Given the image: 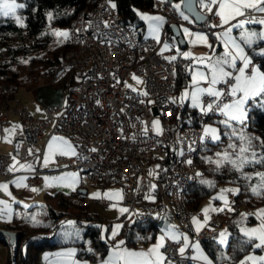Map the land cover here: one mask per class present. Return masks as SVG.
Masks as SVG:
<instances>
[{
	"label": "built area",
	"instance_id": "2783aa9c",
	"mask_svg": "<svg viewBox=\"0 0 264 264\" xmlns=\"http://www.w3.org/2000/svg\"><path fill=\"white\" fill-rule=\"evenodd\" d=\"M173 5L168 0H154V8L166 16L159 41L141 38L133 26L122 23L110 0H99L92 7L69 9L74 17L66 28L69 33L67 50L59 54L47 75H39L37 79L44 84L57 85L70 72L82 73L83 77L71 89L66 106L46 107L43 118H36L22 102L19 88L0 89V138L6 136V125L11 117H18L22 122V128L15 131L11 153H0V182L16 175L9 171L13 157L22 162L43 156L44 148L40 143L46 130L51 128V136L67 135L77 149L75 156H57V163L87 175L95 186L119 185L124 204L140 224L153 225L168 214L177 230L190 236L189 245L195 242L205 245L217 240L228 218L214 214L197 232L188 196L200 181L198 160L212 142L201 140L204 126L222 114L203 115L200 110L185 112L186 106L179 102L175 91L176 62L165 57L162 47L165 43L176 47V39L168 31L172 24L192 32L215 31L220 24V18L214 14L218 6L213 5V11L209 12L198 2L205 19L196 22L187 14L182 16ZM4 35L7 34H1L0 39ZM2 49L5 48L0 44ZM12 67L13 62H10L0 70L6 73ZM134 75L142 81L141 91L127 85ZM222 87L225 86L218 85ZM144 92L147 95H143ZM174 98L176 103L172 102ZM203 99L205 103L208 100L207 97ZM157 120L160 134L152 124ZM37 147L39 151L29 153L30 148ZM188 160L192 163H187ZM150 171L153 175H149ZM25 174L26 184L35 186L44 171L37 167ZM146 195L154 199H145ZM230 199L233 201L234 196ZM90 201L78 203L85 206ZM93 201L102 206L108 204L103 198ZM10 232L21 233L0 222V240L15 257L18 241L13 240ZM156 233L164 234L161 228H157ZM182 246L183 241L166 237L163 247L166 261L195 264L192 247L181 254ZM246 264L252 263L246 261Z\"/></svg>",
	"mask_w": 264,
	"mask_h": 264
},
{
	"label": "crops",
	"instance_id": "0c3cea01",
	"mask_svg": "<svg viewBox=\"0 0 264 264\" xmlns=\"http://www.w3.org/2000/svg\"><path fill=\"white\" fill-rule=\"evenodd\" d=\"M206 1L208 2V0H205V2ZM198 2L200 3V0ZM175 4H180V7H181L182 2L178 1V2H175L174 5ZM141 14H146L147 16H159V17H162V20L161 21H150V20L142 18ZM138 15H139V18L144 23V26L139 30L141 32L140 37L156 39V36L158 35L160 39L162 36V29L166 22V16L157 9L150 10V11H141V12L138 11ZM251 15L257 18L264 17V13H259V12H253L251 13ZM231 23H235V21H232ZM155 24H159L158 32L153 31V26ZM229 26L230 25L220 26L219 24L218 28L215 31L210 32V33L192 32L189 30L190 33H202L204 35H207L208 44L212 45L211 48H209L207 45L203 43H200L199 41H196L195 43H193V41L196 40V37L186 35L184 33L185 28L181 27L182 35L184 37V42L186 46L181 47L176 40V47L173 48L168 44L169 48L167 50L162 51V53L165 55L166 58L175 56L176 59L177 58L185 59L187 62V68L190 73V79H189L188 85L180 93L177 94L178 98L185 91V89H188L189 91H191L190 86L192 83V72H193V69L197 66L193 58L202 57V56L218 57L224 54L225 48L223 44V39L217 38L215 34L223 33L224 30ZM244 28L259 32L261 29H264V25L246 24ZM241 31H243V29L235 28L233 29L231 35L239 41ZM172 36L176 39L173 33H172ZM260 48H264V41H258L256 44L252 46V48L245 46V51L248 53V55H250L253 58V62L256 61L254 59V56H257L253 52V49H257L258 51ZM185 52L190 53L191 55L185 58L183 56V53ZM237 64L239 65L240 62L237 61ZM261 70L263 69L261 68ZM69 81L70 80L67 79L63 82H60L57 85H48L42 82L40 83L35 82V83H31L28 86H23L19 88L22 102L25 105L29 106L32 114L36 118H43L45 117L46 107L53 106V107L63 108L66 106L69 100L70 93H68L64 87L67 85V82ZM71 84L74 86L77 83H71ZM202 86L207 87L208 85L206 82H202ZM184 104L189 109H193L195 111L199 110L197 108L191 107V103L188 100L184 101ZM217 121H219V118L214 120V122H217ZM21 128H22V122L18 117L13 116L8 120L7 125H6V136L3 138H0V153H6V154L11 153L12 140H13L15 131ZM50 131H51V128H48L46 130L45 136L40 143V146L44 148V153L42 157H35V158L30 159L29 161H22V162H19L17 160H15V162L13 160L11 161L10 166L16 169L15 171H12V172L16 175L10 179L0 182V184L7 185V191H5L4 189H0V201L6 202V204L8 205V212H10L11 215H10V218L8 215H4L2 218H0V222L4 223L9 228V224H12L14 223V221H17L20 224H24L26 228H28L29 230H32L44 223L43 217L46 214L44 205L47 202V196H53L57 193H63V194L69 195L75 191L80 190V192L84 194L83 201L91 200L85 206L89 208L90 212L97 214L98 216L104 219L105 221L104 228H103L104 234H105V231L107 230L105 229V227L109 226L108 245H106V247L103 249L100 248L99 250H96L94 249L93 244L89 240H86V243L83 249L87 251L88 253H91L95 258L92 259L89 257H81L80 253L82 252V249H80L79 246L76 245L74 242L83 240V229L80 228L76 223H75L76 227H67L64 229H61V227H58L53 235V238H55L56 241H61L62 244L55 249L44 250L40 252L37 257L36 264H103L104 261H107L110 258H113V264H124L123 260L117 261L114 259L115 253L119 252L121 254H124V250L130 251V252L147 253L149 249H151L155 244L158 243L159 237L161 236L156 233V229L151 228V227L144 226L140 228V231L137 232L136 237H135V239L137 240L135 244H132V245H128L125 243H123L122 245L119 244V241H122L121 233H122V228H123L124 223L126 222L133 223L135 219V217L132 216L130 209L124 204L123 191L119 185H109V186L116 187L109 194H113L116 191H119L123 198L122 199L113 198L112 200H109L108 198L104 196L96 198V199L103 198L108 201V204L106 206H102L100 203L93 201L94 199H88V190L85 187H83V176L85 174H82L78 170H75V169L66 168L64 165L57 163L56 158L57 156H60L59 153H56L51 156L49 164L45 165L43 163L44 156L49 153V148H48L49 143H54L52 141V137L63 138L64 140L68 141L70 145L72 146L73 150L77 152V149L70 137H68L67 135L51 136ZM39 150H40V147H37L34 149L30 148L29 153L33 154ZM68 155H71V154H68ZM21 164L31 165L32 166L31 170H29L28 168H20ZM37 167H40L44 171V174L42 175V178L37 185L28 186L26 184L27 176L25 173L34 171ZM70 173L76 174L74 184H73V178L71 176L66 175ZM21 177H26V179L23 180V184H26L27 187H23V186L18 187L17 184L15 183V181H18ZM46 177L48 178L47 180L45 179ZM70 184L72 186H69ZM33 188L38 189V191H32ZM234 197L235 199L233 201H231L230 199V205L232 206V208H230L231 210L230 209H227L226 211L210 210L209 212L204 213L202 211H199V208H200L201 203H203L204 199L206 198L205 197L201 201H199L198 204L192 205V208H193L192 215L193 217H196L197 220L204 226L209 222V220L212 218L214 214L225 215L230 220V223L237 226L238 235L241 238L247 239L244 236V234L240 231V224L242 226H245V228H258L260 226V224L262 223V218L259 215V211L261 209H264V199L262 198L257 203L253 201L249 203V202H245L247 199H245L243 196H240V197L234 196ZM240 200H245L243 204L245 205L244 206L245 214L247 215H243L242 218L235 220L236 216H238V214L241 213L240 209L242 207V202ZM83 201H79V202H83ZM91 204H96L98 207H100L102 213L100 214L95 209H92L90 207ZM258 204H259L260 210L257 209L258 211L254 213L255 211L254 209ZM51 205L56 207L57 202L52 201ZM0 208H4V205L0 204ZM120 208H127L129 211L121 214ZM205 215L208 216V220L206 223H205ZM230 216H231V219H230ZM33 217L35 218V220H33ZM37 221L39 223H37ZM116 224H120L122 225V227L118 230L117 235L113 237L112 228ZM169 225L176 226L175 222L171 219V217L168 214L165 217L159 218L156 222V226L161 228L163 232L167 231ZM194 225H195V228H197V225L196 224ZM224 225L227 227L230 233L229 245L228 244L220 245L217 242V240L213 242V244L210 247L202 243H199V242L193 243V244H196V243L199 244L200 251L203 252V254L207 256L210 261H212V264H240V262L244 260L246 256L264 255V248L257 249L253 246H250L249 250L246 253H243L240 255V257L232 260L231 253H230V245L234 244L231 242L232 233L229 228V225L228 224H224ZM11 229L20 230L18 228H11ZM71 231H72V234H75L76 232H78V234L76 233V237L69 236V235H72ZM175 231L180 233L177 230V227ZM183 236L188 237V243L190 244V241H191L190 236L187 234H182L179 240L183 241ZM183 246H184V241H183ZM23 249L25 252V247ZM72 249H74L75 251L71 256H69L68 252L69 250H72ZM192 249L194 251V254H193V258H194L197 256V251L195 248H192ZM159 251L164 255L163 248L159 249ZM11 258H12V252L10 248L2 240H0V264H9ZM149 259H155V257L150 256ZM194 260H195V264H205V262L202 260H199V259H194ZM163 264H169V263L165 259L163 261Z\"/></svg>",
	"mask_w": 264,
	"mask_h": 264
},
{
	"label": "snow or ice",
	"instance_id": "6c2138e0",
	"mask_svg": "<svg viewBox=\"0 0 264 264\" xmlns=\"http://www.w3.org/2000/svg\"><path fill=\"white\" fill-rule=\"evenodd\" d=\"M183 3V0H181ZM200 4L206 7L209 12L213 11V5L218 6V10L215 11V15L220 18V26L230 25L227 27L223 33H216L217 38L223 39V44L225 52L222 56L211 57L202 56L193 58L195 64L197 65L192 72V83L191 91L185 89V91L178 98L181 104L188 100L191 103V107L197 108L203 115H208L209 113L222 114L225 119L219 121V123L224 125V135H227L230 139L228 149L222 152H217L215 154L216 159L213 160L212 157H206L209 163L215 164V171H220L223 168H228L229 170H234L240 173V175L245 180H250L251 176L244 171L246 167L251 166H264V138L256 136L254 134L248 133L245 129L249 126L250 113H249V101L253 103L256 102L257 98H264V70L261 67L254 64L253 58L248 55L245 51V46L252 48L254 44L258 41H264V29L259 32L245 29L246 24H259L264 25V17L257 18L252 16L251 13L259 12L264 13V0H200ZM24 7L23 4H17L15 0H0V14L8 16L10 14H15L17 8ZM115 7V5H113ZM173 7L177 10L180 9V4H175ZM142 18L150 21H161L162 17L159 16H147L146 14H141ZM183 16V13H181ZM51 16V13H49ZM187 20L188 17L184 16ZM200 19H203L200 17ZM17 21L20 22V18L17 17ZM235 21V23H231ZM216 27V25H213ZM240 28L243 29L240 33V40L238 41L235 37L231 35L233 29ZM159 24L153 26V31L158 32ZM184 33L189 36H195L196 40L200 43L207 45L209 48L212 45L208 44V37L202 33H190L187 28L184 29ZM57 35H62L65 39L69 37L68 32H59ZM157 41H159V36H156ZM169 45L164 44L162 51L167 50ZM256 55L264 56V48L253 49ZM190 53H183L185 58L189 57ZM169 60H175L176 57H168ZM237 61L240 64H237ZM134 79L139 78L133 76ZM202 82L207 83V87L202 86ZM217 85H224L225 87L218 88ZM131 87V86H128ZM143 95H147L144 92ZM204 97L208 100L205 103ZM226 98L228 102H224ZM173 103L177 102V99L172 100ZM260 107L264 108V100L261 101ZM153 128L160 134L161 129H159V121H153ZM147 128L144 132L147 133ZM204 135L201 136V140L210 139L214 142L222 143L220 131L210 125H205L203 129ZM54 143H49V153L44 156L43 163L45 165L49 164L52 155L59 153L60 155L71 154L76 155L70 143L61 137H52ZM238 141V142H237ZM191 150V146H189ZM230 149V150H229ZM95 151V149H92ZM181 154L183 152L181 151ZM15 162V157H13ZM187 163L191 164L192 161L188 160ZM31 165L21 164L20 168H28L31 170ZM159 167V166H157ZM16 169L10 166L9 171H15ZM73 178V184L75 183L76 174L70 173L66 174ZM149 175H153L150 171ZM199 175V173L197 174ZM257 176L260 177V183L254 186H250L253 195L264 196V172H257ZM26 177H21L18 181H15L18 187H27L23 184V180ZM48 179L47 177L45 178ZM201 183L208 184L209 186H214L213 182L207 180H201ZM69 186H72L71 184ZM153 188L155 185L152 186ZM0 189L7 191L6 184H0ZM32 191H38V189L33 188ZM239 189H222L221 192H238ZM109 200L113 198L122 199L121 193L116 191L113 194H104ZM94 196H99V193L94 194ZM145 199H154L150 195H146ZM215 199L227 200L223 195L216 197ZM0 204L4 205V208H0V218L4 215H8L10 218V212H8V205L4 201H0ZM115 206V205H113ZM216 211H223V209H215ZM231 210V209H230ZM127 208H120L121 214L128 212ZM207 213L208 209H204ZM259 215L262 218V223L258 228H241L240 231L247 238L244 242L250 244L251 246L262 249L264 248V209L259 211ZM33 220L35 218L33 217ZM208 220V216L205 215V223ZM37 223H39L37 221ZM72 223V222H70ZM193 223L197 225L196 231L199 232L204 226L201 224L196 217H193ZM122 227L120 224H116L112 228V236L115 237L118 230ZM175 225H169L168 229L164 234L159 237L158 243L155 244L147 253L145 252H130L124 250V254L119 252L114 254V259L119 261L123 260L124 264H163L165 260L164 255L159 251V249L164 247V241L167 237L173 241H177L181 238L180 233L175 231ZM228 233L227 229L221 231L217 237V242L220 245L228 244ZM184 246L180 247L179 251L184 254L185 249L191 246L197 251V256L194 259H199L205 262V264H212V261L208 259L207 256L200 251L199 244L189 245L188 237L183 236ZM258 241V242H256ZM123 241H119V244H123ZM74 249L69 250L68 255L71 256L74 253ZM150 256H154L155 259H149ZM246 261H251L252 264H264V255L262 256H246L240 264H246ZM103 264H113V258L104 261ZM169 264L171 262L169 261Z\"/></svg>",
	"mask_w": 264,
	"mask_h": 264
},
{
	"label": "trees",
	"instance_id": "16d2710c",
	"mask_svg": "<svg viewBox=\"0 0 264 264\" xmlns=\"http://www.w3.org/2000/svg\"><path fill=\"white\" fill-rule=\"evenodd\" d=\"M99 0H36L35 2L28 4V18L26 20L25 30L30 36H37L41 34L43 29L50 23L48 19V14L52 13L51 24L58 26L60 28H67L73 17L74 13L69 12V9L73 6L82 7H92ZM113 5L117 8L122 23H127L133 26L138 31L144 26V23L137 15L138 11H150L154 10V0H110ZM170 2H178L181 0H168ZM35 9V10H34ZM141 27V28H140ZM140 28V29H139ZM170 35H172L171 27H168ZM23 28L18 25V23L12 18L0 17V35L1 34H15L22 37ZM141 32L138 35L140 37ZM67 48L62 45L55 48L56 58L61 54V52L66 51ZM254 59L259 62V66L264 70V56H254ZM176 70H175V91L176 94L180 93L189 83L190 73L187 68V62L185 59L177 58ZM5 72L0 70V74ZM83 77L82 73L70 72L63 81L69 79L71 83H78ZM62 81V82H63ZM195 110L186 107L185 112H194ZM250 120L248 131L258 133L264 138V110L259 107H253L249 110ZM226 136H223L222 143L214 144L211 142L204 151L207 149L210 151L220 150L221 145L225 144ZM202 152V153H203ZM199 172L200 175L203 173L214 175L217 179V183L229 182L227 174L229 171L226 168L220 171H215L213 166H207L205 158H199ZM264 168V166H262ZM200 182V181H199ZM197 183L195 187L190 191L188 196V203L192 208V205L198 204L203 198L209 196L215 189V186L209 187L204 183ZM239 184V183H238ZM241 193L237 196L240 197ZM235 199V197H234ZM264 199V196H263ZM84 200V194L80 190L75 191L71 194L57 193L53 196H47V202L44 205L46 214L43 217L44 223L32 230L26 228L24 224H20L17 221L9 224V228H18L21 230L20 238L18 242V250L15 257L10 259L9 264L15 260L14 264H36L37 257L40 252L44 250H52L59 247L62 242L56 241L53 235L58 227L66 220H74L75 223L83 229V240L74 242L76 245L82 249L80 253L81 257H89L94 259L95 257L83 249L86 240H89L94 249H103L108 245V234L109 226H106L105 234L103 232L104 219L90 212L87 206H82L78 202ZM52 201H56L57 205L54 207L51 205ZM245 201V200H244ZM245 202H249L247 199ZM250 203V202H249ZM135 217L134 214H132ZM231 219V216H230ZM157 222V221H156ZM229 228L232 233L231 242L234 243L230 245V253L232 260L240 257L241 254L246 253L250 244L245 243L246 239L241 238L237 232V226L228 222ZM144 225L140 224L137 218L134 219L133 223H124L122 228V241L125 244L132 245L137 242L135 239L136 234L140 231V228ZM157 229L156 223L149 225ZM115 240V239H113ZM117 241V240H116ZM213 243L205 244L210 247ZM25 247V252L24 248Z\"/></svg>",
	"mask_w": 264,
	"mask_h": 264
},
{
	"label": "rangeland",
	"instance_id": "374dc122",
	"mask_svg": "<svg viewBox=\"0 0 264 264\" xmlns=\"http://www.w3.org/2000/svg\"><path fill=\"white\" fill-rule=\"evenodd\" d=\"M36 0H15V2L19 4H23L24 7L17 8L15 14H10L8 16H4L0 14V17L4 18H12L14 19L18 25H20L23 28L22 37L15 34H7L2 36L0 39V44L2 48V51L0 50V68L5 67L10 62H13L12 70H6V73L0 77V89L6 90L8 88L18 89L23 86H28L31 83H40L43 80L37 79L39 75H47L50 69L55 65L57 58L55 55V48L60 47L64 45L66 48L68 46L67 39H65L62 35H57V31L59 32H67L66 28H58L55 25L51 24L52 21V13L51 16L48 14V19L50 23L43 29L41 34L33 37L28 34V32L25 30L26 27V20L28 18V4L35 2ZM182 6V5H181ZM35 10V9H34ZM180 13L184 12L182 11V7L178 10ZM141 12V11H139ZM138 15V10H137ZM17 17L20 18V22L17 21ZM55 28V29H53ZM141 28V27H140ZM139 28V29H140ZM138 32V28H137ZM10 45H13L12 47H9ZM2 53V54H1ZM19 59V60H18ZM4 65V66H1ZM45 80V79H44ZM140 82L137 81V79H134L133 77L129 80L127 83L128 86H131L129 88H133L137 91H141L142 81L139 79ZM68 93H70L71 89L73 88V85L69 82H67V85L64 87ZM264 100V98H257L256 102L253 103L252 101H249V110L253 107L259 106L261 101ZM264 110V108H262ZM225 119V117L222 115L221 118H219V121ZM219 121L214 122L211 121L209 123L210 126L217 128L220 131L221 139L223 140V136H226L225 138V144L221 145L220 150H214L204 151L200 158H205L206 165L207 166H213L215 168V164L209 163V161L206 159V157H212L213 160L216 159L215 154L217 152H222L225 149H228V145L231 142L229 137L227 135H224L225 129L224 125L219 123ZM158 127L160 128V122ZM246 132L254 134L256 136H260L258 133L248 131V129H245ZM263 138V137H262ZM238 142V141H237ZM212 143L217 144L219 142ZM230 150V149H229ZM224 169V168H223ZM229 172L230 176L228 179L229 182H220L217 183V179L214 175V172L211 174L203 173L200 175V182L201 180H207L213 182L215 189L214 191L207 196L203 203H201L199 211L204 212V209H208V212L210 210L216 211L215 209H223V211H226L227 209L232 208L230 205V196H238L241 193V196H243L245 199H248L249 202H259L263 198V196H257L253 195L251 192L250 186H254L260 183V177L256 175L257 172H264V168L262 166L256 165L251 167H246L244 171L248 173L251 176L250 180H245L239 172L234 170H229L226 168ZM239 183V184H238ZM209 186L208 184H206ZM83 187H85L88 190V199H96L98 197L104 196L105 193H111L115 186H104L99 187L93 185L89 180L88 176H83ZM213 187V186H209ZM222 189H239L238 192H221ZM99 193V196H94V194ZM223 195L224 198L227 200V204H225V200L222 199H215L216 197H219ZM107 198V197H106ZM242 202V207L240 209L241 213L236 216L235 220H238L239 218H242L245 214V208H244V200H240ZM92 209H95L98 213H102L101 208L98 207L96 204H91L90 206ZM31 208V206H30ZM260 210L259 204L255 207V211ZM193 210V208H191ZM205 213V212H204ZM72 222V223H70ZM61 229L67 228V227H76L74 220H66L64 223L60 225ZM245 228V226H242L240 224V229ZM227 229V227L224 225L221 228V231ZM228 231V229H227ZM78 234V232H76ZM76 233L69 235L71 237H76ZM229 233V231H228ZM228 245L230 243V239L228 237ZM227 245V244H226Z\"/></svg>",
	"mask_w": 264,
	"mask_h": 264
},
{
	"label": "water",
	"instance_id": "95a60500",
	"mask_svg": "<svg viewBox=\"0 0 264 264\" xmlns=\"http://www.w3.org/2000/svg\"><path fill=\"white\" fill-rule=\"evenodd\" d=\"M198 1L199 0H183L181 7H182V11L191 18H193L196 22H202L205 19V15L198 8ZM200 17H202L203 19H200ZM170 27L179 45L181 47H185L186 44L184 42V37L182 35L181 27L177 24H172ZM10 235L12 236L13 240L19 241L20 234L18 235L10 232Z\"/></svg>",
	"mask_w": 264,
	"mask_h": 264
}]
</instances>
